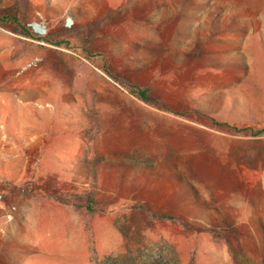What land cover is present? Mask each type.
I'll use <instances>...</instances> for the list:
<instances>
[{"label": "rangeland", "instance_id": "374dc122", "mask_svg": "<svg viewBox=\"0 0 264 264\" xmlns=\"http://www.w3.org/2000/svg\"><path fill=\"white\" fill-rule=\"evenodd\" d=\"M145 1L128 31L101 18L72 33L71 79L56 64V79L45 80L68 93L53 97L52 146L77 151L78 140L84 157L37 167L20 159L29 108L21 141L9 132L0 139V264H93V255L124 264L138 252L179 264L192 256L195 264H264V0ZM64 24L72 26L69 17ZM112 32L134 43L131 63L111 47ZM99 50L108 61L97 65ZM75 58L98 69L83 81ZM121 71L166 108L156 95L159 105L131 94ZM111 90L119 107H95ZM63 136L74 143L61 145ZM87 189L91 211L88 197L66 194Z\"/></svg>", "mask_w": 264, "mask_h": 264}, {"label": "crops", "instance_id": "0c3cea01", "mask_svg": "<svg viewBox=\"0 0 264 264\" xmlns=\"http://www.w3.org/2000/svg\"><path fill=\"white\" fill-rule=\"evenodd\" d=\"M88 1L94 2L95 9L89 6ZM148 5L149 1L145 0L142 2L134 0H0V139L5 142L9 132L18 140L17 143L21 141L24 126L22 114L26 108L31 109L30 117L32 121L34 120V123L31 124L30 136L24 141L22 149L18 153L20 159L30 156L32 160L36 161V164L35 162L34 164L37 167L40 160L71 161L80 158V156H85V145L81 152L82 147H80L81 143L78 140H76L77 151L71 148L66 151L63 147L52 146L54 138H50V133L55 128L51 118L55 116L58 109L56 107L58 103L53 97L55 95H68V93H64L62 86L59 87L58 92L51 91L45 80L56 79L54 71V65L56 64L61 65L63 73L67 71L69 74L67 79H71L70 72L75 71V69H70L73 57L68 54L65 57L64 52H69L65 48L72 43V33L76 32L78 34L82 29L86 32L93 19L98 24L101 18L106 19L110 26H113L111 29L117 31V28L122 26L125 27L123 31H128L130 20L139 14L136 11H143L147 9ZM88 9H90V14L93 12V17L79 20L81 11H84V15H86L85 13H89ZM8 15L16 17L18 22L24 24L25 30H23L26 33L12 22ZM66 17L70 19L72 25L70 28L64 24V18ZM33 22H39L43 26L44 36L57 38L61 42L54 45L44 40V36L33 35L27 27ZM108 29L106 28L105 31H108ZM95 30L97 32V29ZM98 31L102 33L103 30L101 31L99 28ZM114 35L112 32L110 37L112 39L111 47L114 48L118 54L117 56L123 62L126 60V63H131L132 57L130 54H133L134 43H132V40L117 41L113 39ZM55 49L60 53L59 56L52 57L48 55V52ZM93 58L94 63L97 65L108 61L102 50L97 51ZM81 59L78 61L75 58V64H80ZM110 62L116 63L112 59ZM29 63L31 67L27 68L26 65ZM82 63L81 69L79 66V73H83V81H86L90 74L94 73L92 69L97 70L98 68L93 66L90 60ZM121 72L124 73V75H120L121 77L147 87L152 95L158 96L159 93L153 92L145 83L130 75L129 71L126 74L124 71ZM100 73L102 74V71ZM114 74L118 73L114 71ZM103 75L106 78L109 76L107 72ZM59 78L57 77V79ZM88 89H86V92H89ZM101 92H103L102 89ZM110 92L111 97L107 98V101L98 96L95 107H119L114 101L113 92L115 91L111 90ZM158 97H160V101L164 102L165 106L168 105L167 101L161 96ZM60 103L62 104V102ZM65 133L67 132L63 131L62 135ZM63 138L64 136L60 141L61 145H64V142L74 143V141ZM19 167H22V163L19 164Z\"/></svg>", "mask_w": 264, "mask_h": 264}, {"label": "trees", "instance_id": "16d2710c", "mask_svg": "<svg viewBox=\"0 0 264 264\" xmlns=\"http://www.w3.org/2000/svg\"><path fill=\"white\" fill-rule=\"evenodd\" d=\"M8 18L12 22L17 24L20 29L25 30L24 24H22L21 22H18L16 20V17H14L12 15H8ZM24 30H23V32L26 33ZM43 39L54 44V45H57L61 42V40H59L57 38H51V37H47V36H44ZM119 81H120L119 83H121L123 87L127 88L131 94H133L135 97L142 100L143 102H150L154 105L161 104L160 101L158 100V98L156 96L152 95L150 93V90L147 87H145L139 83H136L130 79L123 78V77H121V80H119ZM162 106H165V105L162 104ZM164 108H166V107H164ZM66 194L68 196L85 195L86 197H88V203L84 206V208L86 211L92 210L91 203H90V201H91L90 198L93 195L92 189L75 191V192L69 191V192H66ZM92 260H93V264H122L118 260H116L114 257H112L111 255H105V256H102L100 258H97L95 255H93ZM124 264H179V262H178L175 255L174 256L170 255L169 257H166L163 254L152 255L150 253L144 254V253L138 252L137 254H132L126 260V262ZM188 264H195L193 256L190 258Z\"/></svg>", "mask_w": 264, "mask_h": 264}, {"label": "water", "instance_id": "95a60500", "mask_svg": "<svg viewBox=\"0 0 264 264\" xmlns=\"http://www.w3.org/2000/svg\"><path fill=\"white\" fill-rule=\"evenodd\" d=\"M33 28H34V26H39V27H41L42 28V30H43V26L42 25H40V24H38V23H36V22H33V23H31L30 24ZM35 29V28H34ZM36 30V29H35ZM36 31H38V30H36ZM40 32V31H39Z\"/></svg>", "mask_w": 264, "mask_h": 264}, {"label": "bare ground", "instance_id": "6f19581e", "mask_svg": "<svg viewBox=\"0 0 264 264\" xmlns=\"http://www.w3.org/2000/svg\"><path fill=\"white\" fill-rule=\"evenodd\" d=\"M34 28H35L36 30H38V31H42V28L39 27V26H34Z\"/></svg>", "mask_w": 264, "mask_h": 264}]
</instances>
